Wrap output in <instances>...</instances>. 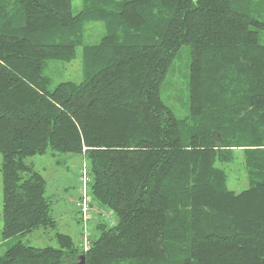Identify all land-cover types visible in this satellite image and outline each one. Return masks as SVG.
<instances>
[{
    "label": "trees",
    "instance_id": "trees-1",
    "mask_svg": "<svg viewBox=\"0 0 264 264\" xmlns=\"http://www.w3.org/2000/svg\"><path fill=\"white\" fill-rule=\"evenodd\" d=\"M81 4L74 14L71 0H0L1 244L56 229L25 158L90 163L81 244L55 231L56 246L17 241L0 264H264V0ZM98 21L104 33L85 45ZM182 45L189 112L177 118L161 87ZM78 47L82 80L49 89L46 62ZM237 152L239 192L220 166Z\"/></svg>",
    "mask_w": 264,
    "mask_h": 264
},
{
    "label": "rangeland",
    "instance_id": "rangeland-1",
    "mask_svg": "<svg viewBox=\"0 0 264 264\" xmlns=\"http://www.w3.org/2000/svg\"><path fill=\"white\" fill-rule=\"evenodd\" d=\"M71 1L73 13L76 14L81 10V0ZM103 33L102 22L88 23L85 27L84 44H97ZM260 40L261 43H264V34L262 33ZM189 64L190 48L188 45H182L173 59L161 87L163 102L173 110L177 118H184L189 112ZM43 73L51 80L49 89H53L62 81H81L83 77L82 47L77 48L76 56L70 61L48 60ZM241 161V154L237 152L232 162L220 165L228 176V187L235 192L246 188L248 184ZM25 162L39 171L46 181L45 194L52 204L51 215L56 221V229L39 228L31 233L13 237L7 243L1 244L3 240L1 238L2 175L0 171V255L17 241L36 247L56 246L55 231L70 235L74 243L79 246L83 232H81V223L78 220L80 214L76 202L82 184V173L88 174L90 169L89 160L81 154L57 153L53 156L46 153L27 157ZM92 219L95 222L98 221L96 217ZM115 221V216H112V222L107 220V224L110 225ZM93 232L95 233V231Z\"/></svg>",
    "mask_w": 264,
    "mask_h": 264
},
{
    "label": "built area",
    "instance_id": "built-area-1",
    "mask_svg": "<svg viewBox=\"0 0 264 264\" xmlns=\"http://www.w3.org/2000/svg\"><path fill=\"white\" fill-rule=\"evenodd\" d=\"M81 187L79 190V197L80 199L76 202L77 207L81 210L82 212V217L88 218V203L90 200L89 194H88V185L90 182V176L86 172L82 173L81 176Z\"/></svg>",
    "mask_w": 264,
    "mask_h": 264
},
{
    "label": "water",
    "instance_id": "water-1",
    "mask_svg": "<svg viewBox=\"0 0 264 264\" xmlns=\"http://www.w3.org/2000/svg\"><path fill=\"white\" fill-rule=\"evenodd\" d=\"M78 258H79L80 260L77 261L76 264H85V262H84V256H83V255H80Z\"/></svg>",
    "mask_w": 264,
    "mask_h": 264
}]
</instances>
